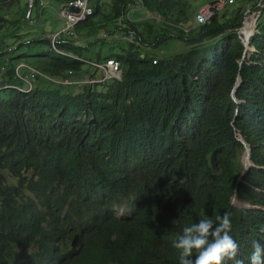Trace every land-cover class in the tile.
Returning a JSON list of instances; mask_svg holds the SVG:
<instances>
[{
    "label": "trees",
    "instance_id": "obj_1",
    "mask_svg": "<svg viewBox=\"0 0 264 264\" xmlns=\"http://www.w3.org/2000/svg\"><path fill=\"white\" fill-rule=\"evenodd\" d=\"M131 1L155 23L133 18ZM191 1L110 0L95 20L98 0L75 26L89 46L134 32L156 46L179 34L190 48L158 55L126 38L90 63L68 34L59 52L0 13V264H179L181 227L224 211L248 264L251 241H264V0L226 2L202 24ZM116 17L118 37L104 27ZM10 36L29 50L8 49ZM108 57L121 77L104 78ZM22 60L59 81L29 89Z\"/></svg>",
    "mask_w": 264,
    "mask_h": 264
},
{
    "label": "rangeland",
    "instance_id": "obj_2",
    "mask_svg": "<svg viewBox=\"0 0 264 264\" xmlns=\"http://www.w3.org/2000/svg\"><path fill=\"white\" fill-rule=\"evenodd\" d=\"M44 3H41L39 6L36 5L34 3V6H31V0H7V3L2 4L0 2V13H2L5 16L8 17H13V18H19V22H17V25L13 26V24H9L8 27L16 29V34L17 36H22L25 30H30V34L31 35H40L41 33H44L45 35H48L49 37L52 38L53 33L60 31L63 27H64V21L63 19L59 16L58 14V9L63 6V4L66 2L62 1V0H41ZM105 1L104 3H101L100 7H101V13H99L98 16L95 17L96 19H105V15L102 14L103 12H106L109 9V2L110 0H103ZM206 1V2H205ZM211 1V0H210ZM207 0H192V8H197L195 9L192 13H193V17H192V23L194 21V23H206V22H200L198 20H196L195 18V14L198 10L201 9V7L205 4H207L208 2ZM204 2V3H203ZM89 3L92 5L93 9H95L96 4L98 3V0H89ZM29 5V7H28ZM212 4H208L205 6L204 10H207V8L211 7ZM230 6V5H229ZM228 6V7H229ZM26 7L27 10H26ZM32 7V16H28V13L30 11V8ZM128 7H129V11L131 10V16L133 18L136 19H143L145 18V20H151L153 21V23H155V18L153 13H151L146 7H141L140 4L135 5L134 6V1H131L128 3ZM135 7V8H133ZM200 7V8H199ZM27 12V16L24 17L26 15V11ZM224 8L219 10V14L223 13ZM94 12V10H93ZM93 12L91 14H93ZM90 14V15H91ZM89 16V15H88ZM88 16L84 19L86 20L88 18ZM119 20V18H115V19H110V20H106V24H105V28H107V30H109L111 33H115V35L117 36V29H116V21ZM118 22V21H117ZM119 23V22H118ZM22 25V26H21ZM89 30L88 27H83L82 32ZM104 30V29H101ZM185 30H189V28H185ZM100 32V31H99ZM98 32V33H99ZM60 33H65L63 31H60ZM79 33V32H78ZM134 33V32H133ZM110 34V33H109ZM126 34V33H125ZM125 34H121L119 38L114 39V37L110 34V38L108 39H98L97 41H95L97 44H91L89 46V43L91 40H93V38H88L87 42L84 43L82 41H79V44H84L88 46V49L84 50V55L87 59H94V53L96 51H98L101 47H102V53L104 55H107V52L110 51H115L116 50H123V48H126V46L128 45V40L126 38H128L131 42L135 43L134 45L138 46L139 44V39H133L130 38L129 36L125 35ZM87 36V35H86ZM118 37V36H117ZM125 37V38H123ZM90 40V41H89ZM9 42H14L16 41L15 38L13 36H10L8 39ZM115 41L118 45H115L114 48L111 47V44H115ZM111 43V44H110ZM16 44L17 45V49L15 50L16 52H22V51H28L29 47L28 45L24 44L21 47H19V43H12V45ZM11 45V46H12ZM11 46H9L8 49H11ZM141 49L144 52L147 53H152V54H156L159 51L158 55H161V53H167L166 55H171L172 53H176V52H185L186 50H188L190 48V43H187L186 40L181 37L179 34L178 36L171 38L167 43L164 42V44H162V46H156L155 42H151V43H146L142 41V45H141ZM167 52H166V50ZM155 60H158V58H156ZM120 68H121V74H122V64L120 63ZM91 70H95V68H91ZM97 72V77L99 78L101 76V72L96 71ZM118 76L121 77V74L117 73ZM116 77V76H113ZM239 158L240 161H244L245 159V152L240 149L239 151ZM127 213V208L126 207H122L119 209V215H124Z\"/></svg>",
    "mask_w": 264,
    "mask_h": 264
},
{
    "label": "clouds",
    "instance_id": "obj_3",
    "mask_svg": "<svg viewBox=\"0 0 264 264\" xmlns=\"http://www.w3.org/2000/svg\"><path fill=\"white\" fill-rule=\"evenodd\" d=\"M231 226L229 211L215 216L202 215L184 224L171 241L178 251L179 264H228L229 260L232 264H245L244 260L236 258L238 243L231 234ZM258 231L264 232V223ZM76 239L77 236L74 242ZM247 261L248 264H264V241H251Z\"/></svg>",
    "mask_w": 264,
    "mask_h": 264
},
{
    "label": "built area",
    "instance_id": "obj_4",
    "mask_svg": "<svg viewBox=\"0 0 264 264\" xmlns=\"http://www.w3.org/2000/svg\"><path fill=\"white\" fill-rule=\"evenodd\" d=\"M234 1L235 0H211L196 12L195 18L200 22H206L214 15L216 9L222 7L226 2L233 3ZM41 3H43V1H41ZM208 4H212V6L203 11ZM72 5H75L77 10L72 9ZM93 10L94 9L89 3V0H67L63 6L58 9V14L63 19L64 25L67 27V34L69 35L72 31L76 32V24L84 20L93 12ZM62 34L65 33L57 32L53 34L52 41L56 42V39H59ZM128 36L133 39H139V43H141V39L137 38L135 33L132 32ZM99 66L103 69L105 77L116 76L117 73L121 71L120 62L114 58H111L108 63L105 61L104 63L99 64Z\"/></svg>",
    "mask_w": 264,
    "mask_h": 264
},
{
    "label": "bare ground",
    "instance_id": "obj_5",
    "mask_svg": "<svg viewBox=\"0 0 264 264\" xmlns=\"http://www.w3.org/2000/svg\"><path fill=\"white\" fill-rule=\"evenodd\" d=\"M227 6V5H226ZM200 8V7H199ZM212 20V19H211ZM60 31H63V32H65V34H67V27H66V25H64V27L60 30ZM60 31H58V32H60ZM55 33H57V32H55ZM55 33H53V34H55ZM77 34H78V32H70V34H69V37H70V39H72V40H75L74 38L77 36ZM65 37V36H64ZM138 45H142V41H141V43H139ZM53 46L56 48V50L57 51H61L60 49H58L56 46H55V42L53 43ZM15 47V48H14ZM12 48H14V49H12ZM17 49V45L15 44V45H12L11 46V50H16ZM111 58H113V57H108L107 59H104L107 63L110 61V59ZM115 59V58H114ZM84 60L85 61H87L88 63H90V62H92L93 60L92 59H87L86 57L84 58ZM117 60V59H116ZM119 61V60H118ZM120 62V61H119ZM19 64H20V66H19ZM17 68H19V76H23L22 78L29 84V89L31 88V87H33L34 86V81H35V78L36 77H45V78H47V79H49L50 81H52V82H58L59 81V78H56V79H54V78H52L50 75H48L44 70H42L40 67H38V66H36V65H34V64H32V63H29V62H27V61H20L19 63H18V65H17ZM17 71H18V69H17ZM102 72H103V74H104V71H103V69H102ZM94 73H95V75L97 74V72H96V70H94ZM44 76H43V75ZM93 74V73H92ZM119 74H121V71L119 72ZM120 76H118V74L116 75V78H119ZM70 77H65V78H63L62 79V82H67L68 81V79H69ZM104 78H111V77H105V74H104ZM82 79H84V78H82ZM95 79L97 80L98 79V77H97V75H96V77H95ZM78 80V79H77Z\"/></svg>",
    "mask_w": 264,
    "mask_h": 264
},
{
    "label": "crops",
    "instance_id": "obj_6",
    "mask_svg": "<svg viewBox=\"0 0 264 264\" xmlns=\"http://www.w3.org/2000/svg\"><path fill=\"white\" fill-rule=\"evenodd\" d=\"M88 38H89V35L85 36V35L80 34V32H79L74 39L76 42L82 41V42L86 43Z\"/></svg>",
    "mask_w": 264,
    "mask_h": 264
},
{
    "label": "water",
    "instance_id": "obj_7",
    "mask_svg": "<svg viewBox=\"0 0 264 264\" xmlns=\"http://www.w3.org/2000/svg\"><path fill=\"white\" fill-rule=\"evenodd\" d=\"M71 7L72 9L77 10V7L75 5H72Z\"/></svg>",
    "mask_w": 264,
    "mask_h": 264
}]
</instances>
